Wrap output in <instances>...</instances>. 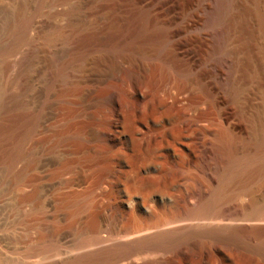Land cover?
Returning <instances> with one entry per match:
<instances>
[{
  "label": "rangeland",
  "instance_id": "obj_1",
  "mask_svg": "<svg viewBox=\"0 0 264 264\" xmlns=\"http://www.w3.org/2000/svg\"><path fill=\"white\" fill-rule=\"evenodd\" d=\"M211 2L0 0V264L60 263L118 239L207 222L199 217L219 190L232 195L215 223L235 224L230 215L242 207L264 209V0H231L218 30L204 25ZM142 12L166 33L139 38ZM68 15L84 20L78 37L47 45L44 35ZM26 19L23 44L15 46ZM213 40L222 42L214 55ZM136 49L159 60L136 76L118 68L95 91L78 82L84 66L68 64L83 54L117 65ZM227 131L238 155L255 156L235 180L227 169L233 161L213 153ZM22 134L23 150L12 160ZM245 232H238L245 243H264V230ZM82 235L97 240L79 244ZM47 244L53 251L38 252ZM184 246L126 262L264 264L247 247Z\"/></svg>",
  "mask_w": 264,
  "mask_h": 264
},
{
  "label": "bare ground",
  "instance_id": "obj_2",
  "mask_svg": "<svg viewBox=\"0 0 264 264\" xmlns=\"http://www.w3.org/2000/svg\"><path fill=\"white\" fill-rule=\"evenodd\" d=\"M73 2V1H72ZM70 3V2H69ZM210 3V2H209ZM208 3V4H209ZM231 0H213V2H211V4H209L208 7L205 8V12L204 14H202V16L204 17V25L208 26L210 28H214L215 30L219 27V25L224 21L225 15H226V10L228 8V6L230 5ZM207 4V3H206ZM205 4V5H206ZM79 4L77 3L78 6ZM74 6V4H73ZM79 7V6H78ZM205 7V6H204ZM203 6H202V10H203ZM80 11V10H78ZM86 11V10H85ZM60 13V12H59ZM62 13V12H61ZM67 13V12H66ZM70 13V11L68 12ZM80 13V12H79ZM78 13V14H79ZM81 14H83V12L81 11ZM80 14V15H81ZM73 15V14H72ZM71 15V16H72ZM77 15V11L76 14ZM78 16V15H77ZM83 18L85 19V15ZM89 17V16H88ZM65 18V17H64ZM73 18H76L73 17ZM72 17H70V15L67 16L66 23L64 25H52V27L49 29L48 33L44 35V41L47 45H52L53 43H60V42H72L76 39L77 36V31L79 29V27L82 24V21L84 22V20L82 19V17L77 21L74 20ZM82 19V20H81ZM27 20V19H26ZM34 21V20H33ZM86 21V20H85ZM155 20L150 21L149 15L147 12H142V14L139 16V23H138V36L139 38H143L146 39L147 41L151 38H155V37H161L163 36L166 32H165V28L157 23L154 22ZM27 22L29 23V20L27 21H23L22 23H20L21 25L19 26L20 30L18 32L19 35L14 37L15 42L13 44H15V46L17 45V43L19 44L20 42L24 41V36H23V32L25 31V29L27 27L26 24ZM157 22V21H156ZM86 23V22H85ZM203 23V22H202ZM85 25V24H84ZM28 26V25H27ZM24 28L21 29V28ZM82 27V26H81ZM80 27V28H81ZM201 27V26H200ZM22 30V31H21ZM206 30V29H205ZM221 30V29H220ZM167 31V30H166ZM165 32V33H164ZM219 32V31H217ZM25 33V32H24ZM135 33V32H134ZM210 33H212L210 31ZM209 33V34H210ZM215 33V32H213ZM212 33V34H213ZM200 34V33H199ZM207 34V33H205ZM218 34V33H215ZM214 34V35H215ZM84 35V34H83ZM203 36V35H202ZM217 36V35H216ZM208 38V37H207ZM217 38V37H216ZM215 39V38H214ZM156 39H154L155 41ZM151 41V40H150ZM214 44L212 45V49L210 50L211 54H216L219 49H220V44L222 42H217L215 40H213ZM221 41V39H220ZM23 44V43H20ZM13 46V47H15ZM19 46V45H18ZM81 46V45H80ZM29 48L26 47V49ZM150 48V47H149ZM33 49V48H31ZM144 49V48H143ZM146 49V48H145ZM25 50V49H24ZM57 50V49H56ZM135 50V49H134ZM137 50V49H136ZM158 50V49H156ZM32 51V50H31ZM52 51V50H51ZM142 51V53L140 54V52L137 51H133L130 50L129 53L125 52L126 55H123L120 57V60L118 61V64L116 65V63H113L114 61L108 62V63H104L101 62L100 60H98L97 57H91L85 61L83 58H81V56L83 55H77L75 57H71L70 60L68 61V64H72V65H76L78 63H81L84 66V70L81 73V75L79 76L78 82L81 85V87L84 89H93L95 91V87H99L101 85V83L105 80V77L109 74V73H113L115 72L118 68L123 69V71L129 73V74H133L136 76V74H140L143 69L145 68V66L147 65V62H149L150 60H154L158 55L160 54H151L153 52L150 53L147 51L143 52L144 50H139ZM23 53V52H22ZM32 52H29V50L26 51V55L24 53V63H27L29 55ZM2 59L4 60V54H2ZM118 55V54H117ZM23 56V55H22ZM84 57V56H83ZM87 58V57H86ZM85 58V59H86ZM215 58V57H214ZM217 58V57H216ZM159 60V58H156ZM218 59V58H217ZM51 60V59H50ZM114 60V59H113ZM82 61V62H81ZM110 61V60H109ZM116 61V60H115ZM155 62V61H154ZM219 63V62H217ZM149 64V63H148ZM212 64V63H211ZM221 64V63H220ZM21 66V64H20ZM71 66V65H70ZM222 66V65H221ZM25 67H23V69H21V72L18 73V75H20ZM211 68V67H210ZM62 71V68H60ZM65 69V68H64ZM119 69V70H120ZM122 71V70H121ZM116 73V72H115ZM118 73V72H117ZM121 73V72H120ZM126 73V75H127ZM56 75V74H55ZM69 75V74H68ZM137 75V76H138ZM23 78V77H22ZM132 78V77H131ZM61 80V79H60ZM17 81V79H16ZM20 81V80H19ZM17 81V84L21 85V83ZM55 81V80H54ZM53 81V82H54ZM52 82V83H53ZM51 83V82H50ZM97 89V88H96ZM22 90V89H21ZM87 90V91H88ZM19 91V90H18ZM82 91V89H81ZM93 91V90H91ZM90 91V92H91ZM93 91V92H94ZM86 93V92H85ZM88 94V93H86ZM82 95H84L82 93ZM89 96V94H88ZM85 97V96H82ZM87 100L88 98L85 97ZM84 98V100H85ZM83 99V98H82ZM81 99L80 102H82L83 100ZM112 99V98H111ZM110 99V100H111ZM109 100V101H110ZM86 101V100H85ZM91 101V98H90ZM87 102V101H86ZM111 102H116L112 99ZM82 104V103H81ZM115 104V103H113ZM196 104V103H195ZM194 105V104H193ZM84 107H86L84 105ZM195 107V106H194ZM86 109V108H84ZM89 113V112H88ZM193 113V112H192ZM90 115V114H89ZM158 116V115H157ZM190 116V115H189ZM26 117V116H25ZM23 118V117H22ZM91 118V117H90ZM167 118V117H166ZM28 119V118H27ZM153 119V118H152ZM197 119V118H196ZM26 120V119H25ZM23 119V121H25ZM22 122V121H21ZM27 122V121H26ZM21 124V123H20ZM128 125V124H127ZM156 125V124H155ZM196 125V124H195ZM148 126V125H147ZM16 127V126H15ZM139 128V127H138ZM191 128V127H190ZM134 129V128H133ZM132 129V130H133ZM152 129V128H151ZM150 130V129H149ZM130 131V130H129ZM124 132V131H122ZM14 133V132H13ZM107 133V132H106ZM125 133V132H124ZM224 133V132H223ZM26 134V133H25ZM23 135L20 137V139H16L18 140L15 144L14 142V147L13 150L9 151L10 154V159H14L15 157H17L20 152L21 149L23 150V145L25 144L26 140H25V136ZM144 134V133H143ZM161 134V133H160ZM10 135V134H9ZM21 135V134H20ZM149 135V134H148ZM11 136V135H10ZM16 136V135H15ZM17 137V136H16ZM18 138V137H17ZM6 139V137H5ZM4 139V140H5ZM178 139V138H177ZM14 140V139H13ZM15 140V141H16ZM25 140V141H24ZM105 141V140H104ZM162 141V140H161ZM156 144V142H155ZM160 144V143H159ZM166 144V143H165ZM95 145V144H94ZM134 145V144H133ZM161 145V144H160ZM240 145V144H239ZM4 146V145H3ZM149 146V145H148ZM159 146V145H158ZM236 143H235V137L231 132H225L224 134L220 135V137H218L216 139V143L214 144V149H213V153H215L216 155H220L223 156L225 158L226 161H233V164L231 166H228L227 169L230 170L231 172V177L233 178V180H235L237 177L240 178L245 172L249 171V166L250 163L254 161V157L252 155L248 156V155H238L237 153V147H236ZM258 146V145H257ZM170 147V146H169ZM262 147V146H261ZM143 148V147H142ZM154 148V147H153ZM163 148V146L161 147ZM160 148V149H161ZM10 149V148H9ZM156 149V148H155ZM119 150V149H118ZM152 150V149H151ZM107 152V151H106ZM154 152V151H153ZM7 153V152H5ZM142 153V152H141ZM138 154V153H137ZM155 154V153H154ZM140 155V154H139ZM153 155V154H152ZM158 155V154H157ZM160 155V154H159ZM138 156V155H137ZM147 156V155H146ZM150 156V155H149ZM143 157V156H142ZM156 157V155H155ZM154 157V158H155ZM7 158V155H6ZM137 158V157H136ZM144 158V157H143ZM142 158V159H143ZM147 158V157H146ZM150 158V157H149ZM5 159V158H4ZM127 159V158H126ZM154 160V159H153ZM253 160V161H252ZM263 160V159H262ZM6 161V160H5ZM142 161V160H141ZM146 161V160H145ZM155 161V160H154ZM258 161V160H257ZM135 162V161H134ZM147 162V161H146ZM157 162V161H156ZM164 162V161H163ZM142 164L144 162H141ZM150 163V162H149ZM153 163V162H152ZM257 163V162H255ZM146 164V163H145ZM148 164V163H147ZM154 164V163H153ZM158 164V162H157ZM140 165V164H139ZM144 165V164H143ZM142 165V167H143ZM254 165V164H252ZM257 165V164H256ZM253 168V166H251ZM257 167V166H256ZM252 170V169H251ZM166 171V170H165ZM254 171V170H253ZM257 172V171H256ZM129 173V172H128ZM242 174V175H241ZM241 175V176H240ZM150 176V175H149ZM247 176V175H246ZM251 177V176H250ZM134 178V177H133ZM157 178V177H156ZM151 181V180H150ZM235 182V181H233ZM262 182V181H261ZM155 183V182H154ZM243 183V182H242ZM78 184V183H77ZM245 184V182H244ZM262 184V183H261ZM152 185V184H151ZM150 185V186H151ZM162 185V184H161ZM247 185V184H246ZM78 186V185H77ZM256 186V185H255ZM151 188V187H150ZM163 188V187H162ZM238 188V187H237ZM244 188V187H243ZM241 190V189H240ZM251 190V189H250ZM244 191V190H243ZM221 192V193H220ZM254 192V191H252ZM170 193V192H169ZM235 193V192H234ZM240 193V192H239ZM250 193V192H249ZM237 194V193H236ZM253 194V193H252ZM232 194H227L225 191L223 190H219L217 191L215 194H212L208 197L207 199V203L210 205L209 211H207L205 213L204 216L199 217V218H208L207 222H203V223H198V224H194V225H189V226H179L167 231H159L157 233H154L152 235L146 236V237H139L138 239H131L128 240L126 239H118L117 241L113 242V243H108L110 245L105 244V246H101L99 243V245L101 247H98L97 249L92 250L91 248L93 244H91V248L89 247V249H91L92 251H88L85 252L83 251V253L81 254H77L76 256H72L69 257L67 259H64L63 261L61 260V262H57V263H48V264H123L125 263L128 259L131 261L132 258H137L141 259L147 256H154L155 254H165V253H179L182 245L187 246L188 248H195L197 244H202V242H207L210 243L212 245H215L216 247H227V248H231V247H238V248H245L247 247L248 249H252L254 251L260 252L259 254H263L264 255V243H260L258 245H249L247 243H245L244 241H242V239H240L238 234L239 231H246L247 233L256 235L255 233L260 231V230H264V226L262 224H259V222H263L264 221V209L262 207H242L241 210L236 211L231 213V217L229 220H232V223L235 221V224H219V223H215V220L219 219L220 216V206H222L221 204L223 202H225L227 199H230ZM241 194H239L240 196ZM238 197V196H236ZM245 198V197H243ZM249 198V197H248ZM232 199V198H231ZM252 199V198H251ZM244 201V200H243ZM259 201V200H258ZM242 202V201H241ZM260 202V201H259ZM253 203V202H252ZM260 204V203H259ZM231 205V203H230ZM242 205V204H241ZM244 205V204H243ZM263 206V205H262ZM223 210V209H222ZM231 210V209H230ZM234 210V209H233ZM189 211V208L187 209L186 213ZM230 212V211H229ZM224 215L223 213L221 214V216ZM220 216V217H221ZM229 218V217H228ZM211 219V221H210ZM214 222H213V221ZM242 222V224L237 225L236 222ZM192 222V221H191ZM225 223V222H223ZM229 223V222H228ZM110 225V224H109ZM109 228V227H108ZM112 231V230H111ZM114 231V230H113ZM118 231V230H117ZM120 231V230H119ZM115 232V231H114ZM122 232V231H121ZM245 232V233H246ZM88 233V232H87ZM95 233V232H94ZM124 233V232H123ZM261 233V232H259ZM91 235V234H89ZM125 235V234H124ZM123 235V236H124ZM127 235V233H126ZM109 236V235H108ZM115 236V235H114ZM98 237V236H97ZM90 236H86V235H82L79 239L77 243H87L86 241L90 240ZM108 238V237H107ZM118 238V237H117ZM91 239L97 240L96 237H92ZM114 239V238H113ZM103 240V239H102ZM109 240V238H108ZM112 240V239H111ZM110 241V240H109ZM101 242V241H100ZM106 242V241H105ZM91 243V242H90ZM94 243V242H93ZM88 244V243H87ZM102 244V243H101ZM97 245V243H96ZM95 245V246H96ZM97 245V246H99ZM85 246V245H84ZM94 246V245H93ZM94 246V247H95ZM184 246V247H185ZM74 247V246H73ZM79 247V246H78ZM88 248V247H87ZM186 248V247H185ZM186 248V249H188ZM54 247L51 244H47L44 247H41L38 252L41 253H46V252H51L53 251ZM88 250V249H87ZM182 250V249H181ZM73 251V250H72ZM77 252V250H75ZM69 254V253H68ZM67 254V255H68ZM184 254V253H183ZM184 256V255H183ZM263 258V257H262ZM145 260V259H144ZM141 261H143L141 259ZM56 262V261H55ZM129 262V261H128ZM128 262H126V264H129ZM151 262V260H150ZM149 262V263H150ZM148 262H142L140 264H147ZM148 263V264H149ZM152 263V262H151Z\"/></svg>",
  "mask_w": 264,
  "mask_h": 264
}]
</instances>
